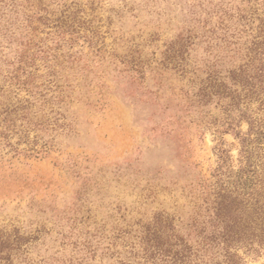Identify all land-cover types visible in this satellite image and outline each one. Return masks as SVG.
I'll return each instance as SVG.
<instances>
[{"label": "rangeland", "instance_id": "obj_1", "mask_svg": "<svg viewBox=\"0 0 264 264\" xmlns=\"http://www.w3.org/2000/svg\"><path fill=\"white\" fill-rule=\"evenodd\" d=\"M261 70L264 0H0V264H264Z\"/></svg>", "mask_w": 264, "mask_h": 264}, {"label": "trees", "instance_id": "obj_2", "mask_svg": "<svg viewBox=\"0 0 264 264\" xmlns=\"http://www.w3.org/2000/svg\"><path fill=\"white\" fill-rule=\"evenodd\" d=\"M261 71L264 76V70H261ZM212 87H213L212 85L204 87L203 93L201 94L203 95L204 99L208 97L209 95H211L210 90L212 89ZM237 99L239 100L240 98L238 97ZM234 104L237 106L238 102H235ZM226 120H227L226 118H222L221 124L223 125L227 124ZM257 130L259 131V135L263 136L262 128L257 127ZM263 138L264 136L257 140H262ZM250 148L251 149H247L244 151V153H246V162H245L246 169L243 170L234 179L235 183H233V185L237 186L236 187L237 189H235L236 190L235 200L233 199L234 193L230 189V184L232 186V182H231V177L229 176L227 172L226 160H225L224 154H221V156L218 157L217 168L214 171L215 172L214 177L216 178V182L215 184L211 186V188L208 187L209 188V190H207L208 198L206 199V203L212 206V210L214 211V214H215V219L213 221V224H211L214 231H216V228L219 225L222 226L223 223H228L229 221H232L231 211L233 207L235 206L236 200H240L237 202V204L239 205H241V202L245 201L244 199L246 197L251 198L252 200L253 194H254V188L256 186H260V182L262 180L260 178V175H261V172H264V163L258 162L259 159H262V156L258 155L260 154L259 152L261 150L256 151L254 147H250ZM249 201L250 200L248 199V202ZM237 211H238V208H237ZM159 232L160 231H158L157 233H153L152 234L153 237L156 238L158 235H160ZM154 238L152 239V241L154 240ZM148 243H150V241H148ZM160 250L161 249L159 248L154 249L152 251V255L154 254V256H165V253L164 252L160 253L161 252ZM174 257L175 259L172 264H183L186 255L183 254L182 256H179V254L175 253Z\"/></svg>", "mask_w": 264, "mask_h": 264}]
</instances>
